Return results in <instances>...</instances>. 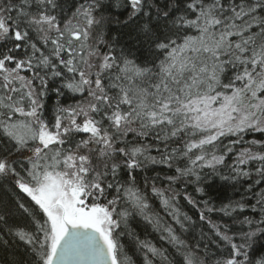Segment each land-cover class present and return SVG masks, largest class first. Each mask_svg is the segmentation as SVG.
I'll return each instance as SVG.
<instances>
[{"label":"snow or ice","instance_id":"snow-or-ice-1","mask_svg":"<svg viewBox=\"0 0 264 264\" xmlns=\"http://www.w3.org/2000/svg\"><path fill=\"white\" fill-rule=\"evenodd\" d=\"M249 133L264 135V0H0L4 264H133L120 238L136 216L179 264H264V139ZM217 177L244 195L216 208L188 191ZM180 199L217 240L189 241ZM135 239L142 264H171Z\"/></svg>","mask_w":264,"mask_h":264},{"label":"trees","instance_id":"trees-1","mask_svg":"<svg viewBox=\"0 0 264 264\" xmlns=\"http://www.w3.org/2000/svg\"><path fill=\"white\" fill-rule=\"evenodd\" d=\"M118 26H113V29L115 30ZM120 31L127 33V29H120ZM124 44H131L132 45V51L133 53L142 60L144 58V54L147 49L146 44H136L135 41H130L127 37V35L124 36L123 41ZM137 49L139 51H137ZM54 95V94H53ZM72 102V101H68ZM51 112V103L49 104V110L48 115H50ZM252 139H264V135L260 133H249L245 136V140H252ZM227 141H225L226 143ZM231 161H229L230 163ZM162 166H156L154 168H149L147 173H139L138 175V181L142 183L143 176L147 174L148 176H153L157 172H161V175H163V172H167V169H164L163 172L161 171ZM208 171V170H206ZM172 174V173H168ZM226 174V173H223ZM159 186H163L161 182L158 181ZM201 187L205 188L204 194L195 193L194 189L196 185H189L188 191L192 193L193 197L197 200H210L211 203L216 207L219 208L223 204L228 203L231 201L239 200L242 195H244V188L240 184H236L233 186L232 182H226L218 177L214 179V182L209 183V181H205ZM264 186V185H261ZM0 195H3L2 192H0ZM249 197L251 196V193L247 194ZM151 203L153 204L154 208L158 211L159 205L156 200H152ZM179 205L181 207V210L183 212H186L189 216L193 218L194 221H196V225L192 233L186 234L189 236V241L191 242V239H199L201 232L204 233L206 239L203 241V243H208L210 240H217V238L214 236L212 230L210 227L199 220L198 216V210L196 208H193L191 205H189L186 201L183 199L179 200ZM161 216H164V213H160ZM210 219H212L216 223H224L229 225L231 232H238L241 230V226L238 223H234L233 219L224 216L222 213L219 212H213L206 214ZM235 215V214H234ZM254 215L253 211L251 209H246L242 215L238 217V219H242L243 216H252ZM166 218V217H165ZM257 218L259 216L257 215ZM133 235H124L122 236L121 243L124 248V253L129 256L133 262V264H142L143 261V253L140 251L139 244L136 237L139 238L140 241H148L152 244H155L158 248L167 249V252L170 257L171 264H179V260L181 259L180 255L175 252V250L168 245L165 241H162L160 239L161 233L157 230H155L152 226L147 225L145 221L139 216H136L132 218L129 221V229H128ZM243 230L247 231V225L243 226ZM231 234V233H230ZM223 249V245L217 244H211L210 245V253H216V258H219L220 251ZM12 249H9L8 254H5L3 251H0V264H4V261L7 259H11ZM261 253V249L258 247L256 250V255L259 256ZM157 264H160L159 258H155Z\"/></svg>","mask_w":264,"mask_h":264}]
</instances>
